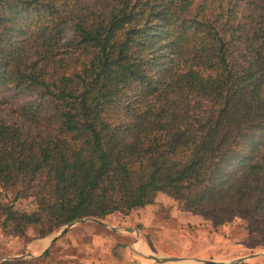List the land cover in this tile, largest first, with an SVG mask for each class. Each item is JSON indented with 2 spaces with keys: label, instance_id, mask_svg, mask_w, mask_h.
Listing matches in <instances>:
<instances>
[{
  "label": "trees",
  "instance_id": "16d2710c",
  "mask_svg": "<svg viewBox=\"0 0 264 264\" xmlns=\"http://www.w3.org/2000/svg\"><path fill=\"white\" fill-rule=\"evenodd\" d=\"M9 91L8 236L158 194L264 231V0H0V105Z\"/></svg>",
  "mask_w": 264,
  "mask_h": 264
},
{
  "label": "rangeland",
  "instance_id": "374dc122",
  "mask_svg": "<svg viewBox=\"0 0 264 264\" xmlns=\"http://www.w3.org/2000/svg\"><path fill=\"white\" fill-rule=\"evenodd\" d=\"M257 1L250 0L251 5ZM8 94L7 102L0 105V117L15 121L13 107L18 104V100L12 98L10 91ZM30 199H20L15 206L26 207ZM102 221L119 229L133 228L139 233L137 238L142 249L144 247L152 255L174 257L165 261L167 264H264V231L248 234L244 229L243 216L238 212L231 211L222 224L213 225V222L202 218L200 212L185 210L182 203L158 194L150 204L125 213H114ZM88 227L89 224L83 228L77 226L69 230L67 235L76 238L80 235V229L88 230ZM28 233L33 234L31 230ZM83 236L87 234L83 233ZM26 237L8 236L0 227V261L10 257L22 260L19 264H56L50 254L41 258L20 257ZM133 241L136 239L131 235L129 245ZM183 259L189 261L178 263ZM71 264L80 263L73 261Z\"/></svg>",
  "mask_w": 264,
  "mask_h": 264
},
{
  "label": "crops",
  "instance_id": "0c3cea01",
  "mask_svg": "<svg viewBox=\"0 0 264 264\" xmlns=\"http://www.w3.org/2000/svg\"><path fill=\"white\" fill-rule=\"evenodd\" d=\"M87 224L88 230L80 229ZM77 226L80 227V235L72 239L67 232ZM124 228L119 229L102 220L75 223L61 232L53 230L47 235L27 240L20 257L25 255L40 257L42 252L47 250L56 264H71L73 261L80 264H167L154 261L150 258L151 253L144 247V251H136L131 244L129 245L128 239L134 235L139 244L137 238L139 233ZM83 233L87 236H83Z\"/></svg>",
  "mask_w": 264,
  "mask_h": 264
},
{
  "label": "water",
  "instance_id": "95a60500",
  "mask_svg": "<svg viewBox=\"0 0 264 264\" xmlns=\"http://www.w3.org/2000/svg\"><path fill=\"white\" fill-rule=\"evenodd\" d=\"M86 220H91V221H94V222H99L100 220L96 219V218H88V217H84V218H80V219H77V220H74V221H71L65 225H63L61 228L57 229L58 232H61L63 231L64 229L72 226L73 224L75 223H80V222H85ZM125 230H133V228H127L125 227L124 228ZM150 258H152L154 261H160V262H165V261H169L170 259L174 258V257H169V256H159V255H150ZM241 260V259H240Z\"/></svg>",
  "mask_w": 264,
  "mask_h": 264
},
{
  "label": "bare ground",
  "instance_id": "6f19581e",
  "mask_svg": "<svg viewBox=\"0 0 264 264\" xmlns=\"http://www.w3.org/2000/svg\"><path fill=\"white\" fill-rule=\"evenodd\" d=\"M131 246H132L136 251H139V252L144 251V250L139 246V244H138L136 241H133V242L131 243ZM187 261H189V260H188V259H183V260H179L178 263H184V262H187Z\"/></svg>",
  "mask_w": 264,
  "mask_h": 264
}]
</instances>
